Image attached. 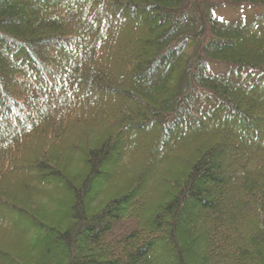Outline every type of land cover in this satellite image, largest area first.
I'll use <instances>...</instances> for the list:
<instances>
[{
	"label": "trees",
	"instance_id": "obj_1",
	"mask_svg": "<svg viewBox=\"0 0 264 264\" xmlns=\"http://www.w3.org/2000/svg\"><path fill=\"white\" fill-rule=\"evenodd\" d=\"M224 2L264 6L0 0V264H264V11Z\"/></svg>",
	"mask_w": 264,
	"mask_h": 264
},
{
	"label": "rangeland",
	"instance_id": "obj_2",
	"mask_svg": "<svg viewBox=\"0 0 264 264\" xmlns=\"http://www.w3.org/2000/svg\"><path fill=\"white\" fill-rule=\"evenodd\" d=\"M264 11V6L263 5H248V4H233V3H227L224 2L221 5H219L218 9L216 10L217 13H215V16L224 18V19H237V18H245L248 17L250 18L257 12H262ZM211 67L215 70L217 69H225L226 65L222 63H211ZM133 159L138 157L139 155H136L133 153ZM131 165L135 163L134 162H129ZM17 229H15V232ZM20 235V243H22L23 247L25 246V257H31L33 255L32 253V243L30 242L29 234H19Z\"/></svg>",
	"mask_w": 264,
	"mask_h": 264
}]
</instances>
